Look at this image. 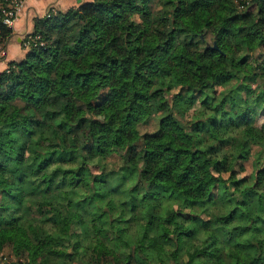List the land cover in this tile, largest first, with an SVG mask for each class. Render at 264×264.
I'll return each mask as SVG.
<instances>
[{
    "label": "trees",
    "instance_id": "1",
    "mask_svg": "<svg viewBox=\"0 0 264 264\" xmlns=\"http://www.w3.org/2000/svg\"><path fill=\"white\" fill-rule=\"evenodd\" d=\"M151 1L52 8L25 36V56L0 70V207L15 213L0 215V252L10 246L13 264H264V130L251 109L264 107V0H158L141 35L136 15H149ZM12 32L0 15V49ZM189 96L204 108L194 120ZM152 118L156 128L142 131ZM248 159L249 178L225 176ZM91 164L101 171L92 174ZM163 196L192 210L153 213L150 200ZM218 200L231 207L209 215L206 205ZM140 204L147 213L131 246L125 235ZM88 205L103 209L90 221L78 210ZM240 213L248 223L230 227ZM86 220L99 225H89L90 245L76 229ZM211 224L220 239L190 243Z\"/></svg>",
    "mask_w": 264,
    "mask_h": 264
},
{
    "label": "rangeland",
    "instance_id": "2",
    "mask_svg": "<svg viewBox=\"0 0 264 264\" xmlns=\"http://www.w3.org/2000/svg\"><path fill=\"white\" fill-rule=\"evenodd\" d=\"M147 8L150 10V14L149 15H145V14H137L136 15V18L140 21V26H139V33L141 35H145L147 32L150 31L151 27H152V21L153 19L157 16L158 12L160 11V9H162V5L160 4V2L158 0H152L151 2H149V4L147 5ZM49 12V11H48ZM48 12H46L45 14H47ZM44 14V15H45ZM210 40H211V37H210ZM4 56V49H0V56ZM250 61L251 63L254 65L256 64V60H255V57L252 56L250 57ZM9 63V62H8ZM9 64H7L8 66ZM6 66V67H7ZM234 83H231L229 85H233ZM226 85H219V89H222L224 88ZM254 86H255V83H249L247 85H245V92H244V95L246 97V99H249L251 100V97L252 95H254ZM248 89V90H247ZM189 107L187 108L185 114H186V117L188 119H191V120H194L196 119L198 116H201V114L204 113V108L201 106L200 104V101L198 98L196 97H193V96H189L188 98V101H187ZM252 112L254 114V119L252 121L253 124H255L256 127H258L259 129H263L264 130V107L261 105L259 106H252ZM157 124H156V121L155 119H151L149 120L148 122H145L143 124H141V130L142 131H147V130H154L156 128ZM243 129V127H241L240 129H237V131H241ZM234 130V129H232ZM234 135H236L237 133L234 132L233 133ZM7 146V145H6ZM259 146L255 143L252 144V149L253 150H256ZM228 149V148H227ZM107 161H111V162H114L116 164L119 163V160H117L115 157L113 156H110L108 157ZM90 169L92 171V174L93 173H99L101 170L100 167H97L96 164H91L90 166ZM8 172V171H7ZM252 172V160L251 159H248V160H245L244 161V167L235 172L233 175L230 173H226L225 176L228 178H233V179H237L239 177H250V174ZM91 174V176H92ZM91 176H90V179H91ZM12 178V177H11ZM135 177H129L127 178L126 180V184L125 185H128L130 182L134 181ZM119 179V177H115L113 179H111V183L112 182H117ZM251 180L249 181H246V183H250ZM126 189V188H125ZM124 189V185H122V188L120 189V191L117 193V199L119 202H123L125 201L128 197H127V194H126V190ZM29 198L33 199V201H37L41 199V195L37 194V193H34L33 195H29ZM66 197L63 195V193H61V196L57 199L58 200V203L59 205H63V202H65L64 200ZM4 201V199H2V194L0 193V203H2ZM42 201V200H41ZM103 203H101L102 205L105 203V201H102ZM145 202H148V201H145ZM232 202V201H231ZM73 203V202H72ZM76 203H73L72 207L75 206ZM101 204H99L98 206H101ZM150 205H151V209L153 210V213H157L159 215L163 214V213H168L169 209L171 208H176L177 210H179L181 213H184L186 211H190L188 210L187 208L183 207L182 206V203L177 200V199H174V198H168L166 196H163L162 199H158V200H150ZM234 204L232 203V206ZM207 206V210H208V214L211 215L210 213H213L211 210H216V212H225V211H228L229 208L231 207V204L230 202L228 204H225V206H223V204H221V201L218 200V201H214V202H211L209 204L206 205ZM106 207V205L104 206ZM227 207V208H226ZM83 207H78V210L79 211H82L83 213H86V218L90 221V217H92V213H99L100 209H102V207L99 209V208H96L95 206L93 205H88V208L82 210ZM106 209V208H105ZM195 212H200V208L197 207V208H193ZM23 210L25 211V216L28 215L29 216H38L37 213H27L28 209H24ZM103 210V209H102ZM119 210V208L115 211V213H117ZM249 212H250V215H255L258 211V207L256 204H253V207L250 206L248 208ZM247 210V211H248ZM13 211L12 208H9L7 210H3L1 207H0V215L2 213V215L6 216V217H10L12 216L13 214L15 213H11ZM127 213H132L131 212V209H130V206H127ZM135 213H138V218L136 217V219H134V225L130 226L129 229H128V232L129 234L126 232V235L125 237L127 236V241L128 243L131 245V246H134L135 242L138 238V234L140 233V229H141V226L140 225H136V224H139V223H142L141 222V218H143L144 214L147 213V209L143 206V204H140L136 210H135ZM94 216L96 214H93ZM85 218V217H84ZM261 222H264L261 221ZM260 222V223H261ZM245 223H248V220L246 219L245 217V213H240L236 216V218L231 222L229 223V226L232 227V226H236L238 224H245ZM91 224V226L95 227V228H98L99 225H97V222H93V223H87V220L85 223H80L79 225H76V229L77 231L80 233V237L83 241V243L85 245H90V242H91V239H92V229L89 227V225ZM263 223H261L262 225ZM109 225V222H106L105 223V226H108ZM264 228V226H262ZM213 233L216 234V236L220 239L221 236H222V233L221 231L219 230L218 228V224H211L209 227L205 228V229H202L200 230L197 235L190 240V243L193 242L196 244V246H201L202 244V241L205 239V238H208L210 235H212ZM248 236V234H246ZM113 243V242H112ZM159 248H161V244L158 243L157 245ZM117 247L120 249V250H125V251H129L131 249V247L129 245L126 244V242H122L121 244L118 242L117 243ZM133 249V247H132ZM12 249L10 246H6L1 252H0V264H13L14 261H15V255H12L11 253ZM214 252H212V255L210 259H215V258H218V254L217 252L215 254H213ZM223 254H226V253H223ZM148 255H150L151 257H154L152 255V253H149ZM142 257L143 256H146V253L145 254H142L141 255ZM225 258V256H224ZM77 261V260H76ZM147 262V260L143 259L140 263L141 264H145ZM71 264H87V263H74V262H71ZM158 264V263H156ZM165 264H173L172 262H166Z\"/></svg>",
    "mask_w": 264,
    "mask_h": 264
},
{
    "label": "crops",
    "instance_id": "3",
    "mask_svg": "<svg viewBox=\"0 0 264 264\" xmlns=\"http://www.w3.org/2000/svg\"><path fill=\"white\" fill-rule=\"evenodd\" d=\"M86 0H24V7L20 11L14 25L13 32L4 48V56H0V70L6 68L10 60L21 59L27 48L24 38L34 30L35 20L46 12L54 9H68L78 6Z\"/></svg>",
    "mask_w": 264,
    "mask_h": 264
},
{
    "label": "built area",
    "instance_id": "4",
    "mask_svg": "<svg viewBox=\"0 0 264 264\" xmlns=\"http://www.w3.org/2000/svg\"><path fill=\"white\" fill-rule=\"evenodd\" d=\"M24 7V0H7L0 2V15L5 24L13 26L20 11Z\"/></svg>",
    "mask_w": 264,
    "mask_h": 264
}]
</instances>
